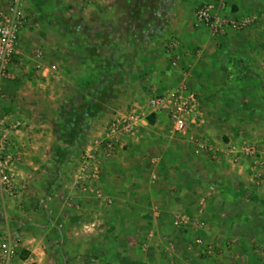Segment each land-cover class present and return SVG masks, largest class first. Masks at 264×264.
Returning a JSON list of instances; mask_svg holds the SVG:
<instances>
[{
	"label": "rangeland",
	"instance_id": "374dc122",
	"mask_svg": "<svg viewBox=\"0 0 264 264\" xmlns=\"http://www.w3.org/2000/svg\"><path fill=\"white\" fill-rule=\"evenodd\" d=\"M4 1L0 0L2 5ZM93 6V0H27L29 21L20 34L19 44L22 40L30 42L29 54L32 51L36 66L39 61L44 63L48 56L46 40L70 38L93 45L99 34L94 32V18L81 15V8L90 10ZM55 10L59 14L50 13ZM134 18L141 27L140 16ZM46 25H70L71 28L69 32H59L57 37L53 31L45 32ZM192 30V37L188 35L187 41L171 37V40L176 38L182 42L183 50L181 79L174 82L173 88L185 85L198 95L201 100L200 127L186 136L172 139L166 120L155 127L157 121L150 117L151 125L139 133L142 139L135 143V148L138 143L144 146L132 151L125 148L124 153L118 152L106 159L102 192L113 200V204L103 203L102 208L92 210L93 201L98 198L93 194H81L92 200L91 207L86 210V219H81L82 225L90 227L88 234L64 235L75 230L79 217L72 212L76 208L66 205L67 211L52 206L54 200L50 199V193L30 191L22 198L18 197L19 188L14 196L0 193V240L10 238L17 244L19 260L28 264H264V176L257 180L260 192L244 191L243 176H240V168L245 173L251 171L257 161L264 160V91L260 85L264 80L254 70H239V55L224 39L212 37L206 28L197 26L195 20ZM133 34L140 37L139 31ZM106 41H109L108 37ZM185 43H189L191 49L183 46ZM74 51L79 58L83 57L81 60L91 62H81L77 68L73 67L75 73L69 74L75 95L72 91L71 96L61 97L64 101L60 102L58 113L68 104L73 117L70 116L67 125L62 127L74 128L76 134L82 130L79 117L74 114L80 106L76 108L68 103L74 98L82 101L81 97L86 101L94 100V95L90 94L93 91L87 96L76 95L80 92L77 86L82 79L99 78L95 81L99 93L87 125V142L78 147L76 160L67 168L72 174L82 161L88 141L101 137L117 113L128 111L114 99L117 91L114 84L120 79L109 72L106 64L93 63L91 56L84 58L88 56L87 51L94 55L93 48L80 47ZM39 53H42L40 58ZM48 67L57 72L53 75L57 87L61 89L68 83L66 77L61 78L62 64ZM59 72L60 78L57 77ZM117 92L120 99L125 98L121 90ZM144 101L133 106L143 115L148 113L144 112ZM244 143L255 149L256 159L251 156L240 167L237 162L230 161L228 149L233 144L243 146ZM200 144L204 148H200ZM130 171H135L138 178H131ZM141 175H144L143 179ZM132 179H140L142 188L132 189ZM68 182H71L70 177L66 178ZM239 190L244 191L243 197L236 195ZM253 195L258 198L257 202L251 200ZM19 198L23 200L21 204ZM142 199L153 204L161 202L163 208L154 210L157 206H148L141 212ZM181 202L183 207L179 205ZM62 210L69 223L62 222ZM158 211L160 218L154 215ZM178 212L193 222L204 223V230H198L194 224L175 226V213ZM145 214H149L151 220L144 218ZM95 220L101 222L92 228ZM198 238L214 249L212 255L195 246ZM190 246L192 251H189ZM167 247L169 252H165Z\"/></svg>",
	"mask_w": 264,
	"mask_h": 264
},
{
	"label": "crops",
	"instance_id": "0c3cea01",
	"mask_svg": "<svg viewBox=\"0 0 264 264\" xmlns=\"http://www.w3.org/2000/svg\"><path fill=\"white\" fill-rule=\"evenodd\" d=\"M93 1L94 6L90 10L81 8L83 13L79 10V13H82L81 15L84 17L87 15L94 18V23L96 24L94 32L99 33V36H96L93 45L87 41H73L70 38L62 41L58 39L46 40L45 48L48 56L45 59V64L43 61H39L38 68L34 60L35 58L32 56V51L29 54L30 42L21 39L22 41L20 40L21 42L18 44L17 56L10 66V77L1 84L3 98L0 101V107L2 112L9 115L11 121L25 120L24 129L16 138V144L21 150V161L15 169L19 182L18 197L30 191H35L38 194L45 192L50 193V199L54 200L52 206H60L62 209H67V211L68 208H76L72 212L80 219L76 221L78 225L75 230L66 232L64 235L88 234L90 227L88 228L85 224L82 225L81 219H86V210L92 205L91 199L87 200V198L76 190L72 171L67 172L68 167H66L67 175L61 176L58 181L53 180L54 173L52 171L54 146L57 143L59 104L64 101V96H71L73 94V87H71L72 80L69 74H74L75 69L73 67L77 68V65L81 62H91L89 60H81L83 57L79 58L75 54L74 50L76 48H93L94 55L92 56L87 51L88 56H84V58L91 56L94 59L93 63L106 64L109 67V72L111 74L114 73L117 79L124 82L121 81L122 84L119 83L120 81H115L114 86L117 91H122L125 98L120 99L116 91L114 99L121 104L124 110H129L141 101L146 100L147 97L157 96L174 89V82L181 79L179 71L183 66L180 65L183 54L182 42L180 40L183 38L184 41H187L188 35L192 37V26L197 9L207 3H217L218 9H220V3H223L225 9L223 11L219 10V12L226 16L235 19L247 16L256 18V22L251 28L239 33H229L221 39H224L228 47L238 53L239 70L242 72L254 70L264 80V0H110L109 3L107 0ZM4 6L5 1L3 5L0 2V10ZM50 13L57 15L59 11L55 10ZM136 16H140L138 21L141 22V27L135 21L134 17ZM46 26L48 29L45 32L49 33V31H53L57 33L55 34L57 37L59 32H69L71 28L70 25ZM81 27L82 29L84 28V26ZM137 31H139L140 37L133 34ZM173 36L179 37L180 40L176 38L171 40ZM45 37L47 38V36ZM106 37L109 38V41H106ZM173 40H177L180 44L178 50L180 60L176 67L172 65L171 57L166 52L167 45ZM189 43H185L183 46L191 49ZM51 64L63 65L62 69L64 73L61 77V72H59L57 77H61L62 79L66 77L68 83L63 84L61 89L56 86L54 79L57 72H54V68L48 67ZM184 66L186 65L184 64ZM175 70L177 71L174 72ZM86 81H89L92 85L87 93L93 91L90 94L94 95L93 102H96L99 87H95L94 85L97 83L95 81H99V78L90 79L85 77L82 79L79 87L77 86L80 92L76 95L87 96L81 90V85ZM260 85H262L261 88L264 91V84L260 83ZM75 91H73L74 95ZM62 96L63 99H61ZM144 102V109H146L147 100ZM154 118L157 121L155 127L158 125L161 126L160 124H163L166 120L165 123H167L166 126L168 128L170 121L167 116L162 115L161 117ZM171 138L174 139L173 137ZM141 139L140 135L133 138H123L122 147L119 152L122 153L125 148L128 151L141 148V146H144L143 143L136 144L137 146L135 148V143ZM233 146L241 149L242 145L233 144L228 149L230 161L237 162V166L240 165L241 167V164H244L245 159L249 157L232 151ZM253 158L256 159L254 156ZM263 161H257V165L251 168V171L249 170L245 173L240 168V176H243L240 179L244 182V191L251 189L260 192L261 188L258 187L259 182L257 179L264 172ZM105 166L106 164L104 163V174ZM130 172H132L131 178L137 177L135 171ZM113 174L110 176H113ZM141 176L143 179L144 175ZM68 177L71 178L70 183H66V178ZM103 177L105 178V175ZM103 177L101 190L102 184L105 183ZM132 180H134V184L130 185L132 189L142 188L143 185L140 179ZM244 191H236V195L241 197ZM21 198H19L20 204L23 201ZM145 202V199H142L141 205L139 206L141 212H145L144 210L148 206H157L154 210L163 208L161 202L158 204ZM93 203L92 210H96V208H102L101 206L104 201L97 199ZM179 205L183 207L184 203L181 202ZM62 212L63 210L60 215L62 222L69 223V220L65 221V216L62 215L64 212ZM158 212V214L155 213L154 215L160 218L161 213L160 211ZM99 214L101 213L99 212ZM99 214L96 215L97 218H100L99 216L101 215ZM175 214L183 215V213L179 212ZM143 217L151 220L149 214H145ZM159 220L157 219L156 221ZM99 221L95 220L91 226H95L93 228H96L101 222ZM94 231L95 229H93ZM169 250L170 248L167 247L165 252H169ZM24 263L28 264L24 260L18 261V264Z\"/></svg>",
	"mask_w": 264,
	"mask_h": 264
},
{
	"label": "built area",
	"instance_id": "2783aa9c",
	"mask_svg": "<svg viewBox=\"0 0 264 264\" xmlns=\"http://www.w3.org/2000/svg\"><path fill=\"white\" fill-rule=\"evenodd\" d=\"M27 0H6L0 11V101L3 98L1 84L10 77V66L17 56V47L22 30L29 21L27 15ZM225 5L220 3V9L214 3L200 6L195 15L197 26L206 28L212 37L222 38L229 33H239L251 28L256 18L247 16L240 19L231 18L219 12ZM179 42L171 41L167 47V55L171 57L172 65L178 66L180 56ZM39 58L42 53H39ZM143 115L136 108L119 112L110 122L106 132L101 137L91 138L84 150L82 161L73 173L74 186L81 194H93L96 198L112 206L113 200L104 196L101 190L103 165L106 159L116 156L122 147L123 138H133L145 127L150 125V117H168L170 136H186L192 129L201 125V100L196 93L187 86L180 85L165 93L153 96L147 100ZM25 120L11 121L9 115L2 112L0 107V193L14 196L17 194L16 166L21 161V150L16 144L17 136L23 131ZM200 148H204L202 144ZM232 151L247 157L255 156V149L245 144L238 149L233 146ZM264 166V161L262 162ZM264 172L258 176L262 179ZM177 227H188L194 224L198 230H204L205 224L193 222L186 215L178 214L174 221ZM95 226H92V228ZM153 235H150L152 237ZM195 246L203 248L208 255L213 254V248L208 247L202 238L195 241ZM193 247H189L192 251ZM17 244L10 238L0 240V264H18ZM26 264V263H24ZM159 264H174L162 262Z\"/></svg>",
	"mask_w": 264,
	"mask_h": 264
},
{
	"label": "trees",
	"instance_id": "16d2710c",
	"mask_svg": "<svg viewBox=\"0 0 264 264\" xmlns=\"http://www.w3.org/2000/svg\"><path fill=\"white\" fill-rule=\"evenodd\" d=\"M97 83L94 85L96 86ZM92 85L89 81L84 82L81 85V90L83 93L88 94L87 92L91 89ZM99 87V86H96ZM80 97L83 95H79ZM80 100H82L84 103L81 104L82 101H79L77 98H74L73 100H70L68 103L71 104V106L79 107L80 109L75 112V116L79 117V122L82 126V130L77 132L74 128L67 130L65 127H62L63 125H67V120L69 117H73V115L70 113V105L68 104L63 107L62 112L59 114V126L57 131V143L54 146V152H53V163H52V171L54 176V181H58L61 176H66V167H68L71 163H73L76 160V157L78 155L79 146H82L86 144L87 142V135H88V123L91 119V114L94 112L93 107L96 106V102L86 101L85 97H81ZM81 110V111H80ZM90 112V113H89ZM77 113V114H76ZM153 118L151 117V120ZM153 121V120H152ZM80 140V141H79ZM79 141V142H78ZM243 197V195H241ZM251 200L257 202L258 198L256 196H251Z\"/></svg>",
	"mask_w": 264,
	"mask_h": 264
}]
</instances>
